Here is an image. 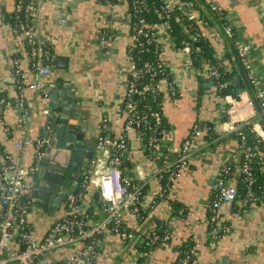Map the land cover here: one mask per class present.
I'll list each match as a JSON object with an SVG mask.
<instances>
[{"label": "built area", "instance_id": "2783aa9c", "mask_svg": "<svg viewBox=\"0 0 264 264\" xmlns=\"http://www.w3.org/2000/svg\"><path fill=\"white\" fill-rule=\"evenodd\" d=\"M126 1L129 4L126 18L131 27V41L127 46L129 65L124 72L126 78L116 111L117 117L109 113L102 116L95 153L80 179L83 187H96L103 216L91 222L88 214H83L81 210L86 191L84 193L82 188L77 193L73 189L65 200L66 216L53 221L42 238L37 237L28 217L27 206L21 200L22 196L30 191L27 177L34 171V166H24L4 148L0 151V264H90L101 250L100 237L104 230L109 229L119 234L125 242L132 235L122 214L123 211H130L140 217L150 208L152 203L144 198L149 176L159 180L167 177L166 183L170 187L183 168L191 166L195 160L206 159L209 155L205 148L208 143L216 142L233 133L240 136L239 147L231 159H226L220 164L212 191L206 201L211 242L218 237L220 231L228 228L229 223L224 218L223 210L227 203L240 197L238 176L243 174L248 179L249 191L246 202L249 201L247 199L251 200L249 202H257L259 199L251 189L253 178L250 169L256 157L260 158L264 166V153L248 143L244 128L248 127V130L264 139V120L259 115L248 90L245 91L246 97L242 95L243 92H238V96L231 93L224 95L222 99L229 105L224 106L221 113L211 119L210 128L215 134L206 137L199 122H195L188 135L179 143L167 140L171 126L167 119L165 121L163 113L165 95L173 99L181 92V86L171 75L164 58L167 45L181 50L188 57L187 64L190 68L201 71L191 54L193 42L198 40L200 33H192L189 40L178 45L172 35L170 18L178 11L185 15L195 14L196 4L191 0H162L161 8L158 10L161 20L152 25L155 27L153 28L145 17L140 16L142 12L149 10L152 4L148 0ZM44 2L45 0H15L9 19L11 32L19 35L24 42V50L15 53L13 67L15 84L21 97L22 123L28 129L31 128L29 127L31 111L25 97L26 89L29 86L43 95H48L51 88L44 76L52 72L48 62L52 57L50 47L54 41H49L39 32ZM62 2L63 8L67 10L72 0ZM207 3L221 23L222 19L226 20V24H222L234 42L239 59L264 110V74L254 64L250 44L240 36L235 24L237 21L235 15L216 3ZM204 27L214 38L225 41V36L215 22L214 25L205 23ZM114 40L115 35L110 29L100 30L98 44L104 50L110 49ZM151 46H154V54L160 57L157 61L153 56H143L144 53L151 51ZM25 50L31 60L32 69L38 76V80L33 83L27 81L21 64L20 52ZM205 63L207 65L203 69L213 79L215 87L222 88L235 83L232 77L220 80L222 71L219 66L208 60H205ZM161 93L162 97L158 99ZM217 97L221 98L219 94ZM154 99L159 102L161 110H156ZM49 112L50 107L44 109L46 115ZM117 118H122L123 125L120 133L115 134L114 123ZM131 132L135 133L147 157L159 158L158 166H152L151 175L146 172L142 163L134 164L133 174L125 173L121 166L124 152L128 151L129 154L131 149L129 141ZM203 138H207V144H203ZM46 141L47 138L42 136L28 140L33 145L35 153L40 155L44 153ZM16 146L21 147L22 143L18 141ZM166 190V187H162L156 191L153 201L163 199ZM28 203L33 205L30 200ZM184 209L185 207L173 208V215L183 213ZM173 235L170 226H166L164 231L151 229L147 232L149 236L147 243L154 245L157 242H167ZM59 248H65L67 254L62 258L49 259L48 253ZM139 255L140 252L136 254L135 261ZM149 256L150 253L140 264H148ZM191 257L192 252L186 249L176 264H190Z\"/></svg>", "mask_w": 264, "mask_h": 264}, {"label": "crops", "instance_id": "0c3cea01", "mask_svg": "<svg viewBox=\"0 0 264 264\" xmlns=\"http://www.w3.org/2000/svg\"><path fill=\"white\" fill-rule=\"evenodd\" d=\"M62 1L45 0L39 21L40 34L49 41H54L52 57L48 63L52 72L44 76V79L47 84L53 83L54 88L62 83L65 84L63 89L67 90L68 87V93L75 95L80 106L84 126L90 127L92 130L90 134H93L97 130L98 121L105 113L117 117L116 111L126 78L124 72L129 65L127 46L131 41V27L126 18L129 4L126 0L104 2L72 0L66 10L62 6ZM14 2L15 0H0V93L5 91L7 96L5 107L0 109L3 111L0 116V144L24 166L30 167L34 166L36 154L28 140H35L42 134L46 117L44 109L49 107L50 100L48 95H43L28 86L25 97L30 105L31 128L23 125L21 97L12 81L15 53L24 50L22 38L10 30L8 19L14 9ZM205 2L216 3L235 15L237 20L235 24L240 36L250 44L254 64L264 74V0H205ZM107 29L114 33L115 40L110 49L104 50L98 44L99 32ZM204 30L207 31L205 33L212 35L206 27ZM214 45L217 53L223 54V57H228L226 53L230 52L231 60L226 58L225 64L235 69L234 76L239 75L238 78L244 87L243 89L238 87L239 93L243 92L242 95L246 97L247 88L231 45L226 38L225 41L214 38ZM20 53L27 81L33 83L38 80V76L32 69L26 50ZM54 58H63L62 64L53 63ZM164 58L171 75L181 86L178 97L171 99L165 95L163 107L164 116L171 126L167 140L179 143L188 135L195 122H199L203 127L204 123L211 122L212 117L219 115L226 100L218 99L213 79L204 69L197 71L190 68L187 64L188 57L181 50L168 44ZM65 93L66 91L63 95ZM61 96L59 94V97ZM117 119L114 123L115 134L120 133L123 125L122 118ZM206 139L203 138V144H207ZM18 141L22 143L21 147L16 146ZM129 141L131 149L127 156L133 158L136 164L142 163L146 172L150 174L153 167L146 160L147 157H144L135 133L129 134ZM238 147V140L232 134L224 136L206 145L209 155L205 160H195L191 166L181 170L171 190V197H175L185 207L183 213L178 215H173L174 207L170 204L169 198L153 201L156 191L162 188V184L159 179L148 177L144 198L152 204L146 211V220L142 221L141 217L130 211H123L122 214L124 222L129 228L134 229L138 236L136 243L143 235L142 231L148 228L172 227L173 237L158 244L150 252L148 264H176L180 246L187 238L197 241L198 251L194 264H264L262 202H246L239 197L227 203L223 213L229 223L228 228L212 239L213 242L209 237L206 201L212 191L220 164L226 159H231ZM29 179L30 174L27 177L28 183ZM76 186L75 184L74 188ZM96 191V187L91 186V191L82 203L83 207L94 204L92 195ZM63 204L55 211H45L42 207L35 206V209L28 211L37 237L42 238L53 221L66 216L67 211ZM92 213L91 222L103 216V211L99 207ZM100 238L101 250L91 264H135V256L139 252L135 248V242L129 246L119 234L109 229L104 230ZM66 254L65 248H59L48 253V258H62Z\"/></svg>", "mask_w": 264, "mask_h": 264}, {"label": "trees", "instance_id": "16d2710c", "mask_svg": "<svg viewBox=\"0 0 264 264\" xmlns=\"http://www.w3.org/2000/svg\"><path fill=\"white\" fill-rule=\"evenodd\" d=\"M148 1L152 4L151 8L147 11L142 12L140 14V16L145 17V19L148 21V23L152 26V25H156L161 20L159 17V14H158V10H160L161 4L163 1L162 0H148ZM191 1H193L196 4L195 14L185 15L183 12L178 11L176 13H173V15L171 16L170 23H171L172 35L175 37L178 45H181V42L189 40V37L192 33H194V32L200 33L198 40L196 42H193L194 46H192V48H191V54L193 56L194 63L197 66H199L201 69H203L205 67V65H207L205 63V60H208L210 63H215L219 66L220 70L222 71V77L220 78V80L226 79L228 77L234 78L235 83H233L232 85H229L227 87H222V88H220L218 86L215 87L216 94H219L221 96V100L224 101V99H222V98L224 97V95L226 93H231L232 95L238 96L239 88L237 86L236 78H238L239 75L234 76L235 69L227 67L225 64L226 58H229L231 60L230 52L226 53L228 55V57H223V54L219 55L217 53L216 47L214 45V38L209 33H205L206 30H204L205 27H203L205 23L209 24V25H214V21H212L213 19L211 18L210 14L203 7V5L198 2V0H191ZM221 21H222V23L226 24L225 19H222ZM152 27L155 28L154 26H152ZM25 49H26V45H25ZM50 50L52 52V47H50ZM153 50H154V46H151L150 52H152V53L150 54V52H146L143 54V56H153V57H155V60L157 61L160 59V57L155 55ZM216 54H218L219 57H217ZM198 78H200V77H198ZM12 81L15 84V79H13ZM15 86H16V84H15ZM161 97H162V93H161V96L158 97V99H160ZM218 99H220V98H218ZM6 103H7L6 93H5V91H1V93H0V109H3L6 105ZM218 103L219 102H216V104H218ZM153 104L155 105L156 110L162 109L157 100L154 99ZM224 105L226 107L229 104L227 102H225ZM1 113H3L2 110L0 111V116H1ZM165 121H166V118H165ZM210 127H212L211 122L204 123V126L202 127L204 135L206 137L210 134H215L214 132H212V128H210ZM244 132H247L248 143L253 148L260 150L261 152L263 151V153H264V139L257 136L254 132H251L250 130H248V127L244 128ZM232 136H234L238 140V143L240 142L239 141V138H240L239 134L233 133ZM2 150H4V146L2 144H0V151H2ZM142 153H143L144 157L146 158L147 157L146 151L142 150ZM123 159L124 160H123V163L121 164V166H122L124 172L125 173L128 172L130 174H133L134 173L133 167H134V164L136 163V161L133 158H131L130 156H126L125 154L123 155ZM146 160L150 163V166H153V165L158 166V164H159L158 156L155 158L147 157ZM250 170H251V175L253 178L251 189L253 190L255 195L259 196V199L257 200V202L264 203V166H263V162L260 160L259 157H256L254 159L253 163L251 164ZM166 179H167V177H165V179L160 180L162 187L163 188L166 187V189H167L166 193H165V199L169 198L170 204H172V206L176 209L183 207L182 202L178 201L175 197H171V190H172V187L174 185V181L171 183L170 187H168V185L166 183L168 179L167 180ZM247 181H248V179H247V177H245V175L241 174L240 176H238L237 185H238L239 190H240V198H242L244 200H246L247 194L249 191ZM82 188L84 190V193L86 191V194L84 196V200H85L87 197V194H89V192L91 191V187H86V188L83 187L80 183V180H79L77 186L74 188V192L78 193L80 190H82ZM92 196L94 197V199H93L94 204L93 205L88 206L86 208L83 207V204L81 206L82 213L88 214L89 219H92L91 217L93 216V213H92L93 210H98V207L100 208L98 192L96 191L95 193H93ZM247 200L251 201L250 199H247ZM249 201H247V202H249ZM207 211H208V209H207ZM145 214H146V212H143L142 215H140L142 221L146 220ZM165 228H166L165 226H161V227H157V228H148L147 230L142 231L143 235L140 237L141 239L139 238V240H138L139 242L137 241V243L135 242V240L137 239L138 236L135 234V230L130 228L132 231V235L130 237H128V239L126 240V244H128L130 246L133 244V242L136 243L135 248H136V250H138L140 252V255L136 258V264H140L141 261L145 258V256H147L148 253H150L158 244H160L159 242H157L154 245L148 244L147 241L149 240V236H147V232L150 231L151 229H155L158 231H164ZM221 233H223V231H220L219 235ZM206 241L208 242L209 239H207ZM186 249H188V251L192 252L190 264H194V260L197 257V251H198L197 250V241L195 239L187 238L182 243V245L180 246L179 257L183 255V252ZM95 258L96 257H94L93 259H95Z\"/></svg>", "mask_w": 264, "mask_h": 264}, {"label": "water", "instance_id": "95a60500", "mask_svg": "<svg viewBox=\"0 0 264 264\" xmlns=\"http://www.w3.org/2000/svg\"><path fill=\"white\" fill-rule=\"evenodd\" d=\"M198 2L208 11L231 45L246 88L256 105L259 115L264 120V110L261 108L247 77L232 38L215 13L210 10L205 0H198ZM62 59L54 58L52 62L62 64ZM236 82L240 89L244 88L240 78H236ZM64 85L62 83L57 88L53 87V83L50 85L51 88L48 93L50 112L45 117L41 130L42 134L40 135L47 138L46 146L42 155L35 153L34 171L30 173L28 183L30 191L21 198L29 212L35 209L34 206L42 207L45 211L58 210L68 193L73 191L75 186V183L70 181L67 173H71V178L75 177V173H73L74 166L81 164L84 157L91 158L96 150V145L88 141L86 132L83 129L85 121L81 117L77 99L74 94L68 93V87L67 90L63 89ZM59 89H63V91H59ZM64 90L66 93L63 95ZM59 94L62 96L59 97ZM87 151H89L88 155L85 154ZM124 154L127 156L128 151H125ZM28 200L33 202V205L32 203L29 204Z\"/></svg>", "mask_w": 264, "mask_h": 264}, {"label": "flooded vegetation", "instance_id": "af4514ba", "mask_svg": "<svg viewBox=\"0 0 264 264\" xmlns=\"http://www.w3.org/2000/svg\"><path fill=\"white\" fill-rule=\"evenodd\" d=\"M83 119V118H82ZM84 121V120H83ZM85 124V123H84ZM99 124H100V121H98V123H97V125H98V127H99ZM98 127H97V130L95 131V133H91L90 134V132L92 131V130H90V127L88 128V127H86V125L84 126L83 125V129L85 130V132H86V136H87V133H88V141L91 143V144H93V145H96V141H97V136H98ZM88 152L89 151H87L85 154H87L88 155ZM84 157V156H83ZM83 157H81V158H83ZM89 161H90V158H86V157H84L83 158V160H82V163L81 164H78V165H75L74 166V170H73V173H75V177H73V178H71V173H67L68 175V177H70V181H73V183H75L76 185L78 184V182H79V180L81 179V177H82V175H83V173H84V171H85V169H86V167L88 166V164H89ZM66 200V199H65ZM64 203H65V201H64ZM64 205V204H63Z\"/></svg>", "mask_w": 264, "mask_h": 264}, {"label": "rangeland", "instance_id": "374dc122", "mask_svg": "<svg viewBox=\"0 0 264 264\" xmlns=\"http://www.w3.org/2000/svg\"><path fill=\"white\" fill-rule=\"evenodd\" d=\"M124 241V240H123Z\"/></svg>", "mask_w": 264, "mask_h": 264}]
</instances>
